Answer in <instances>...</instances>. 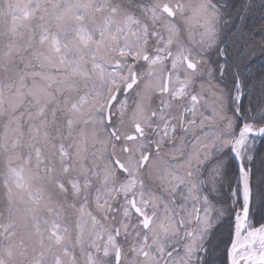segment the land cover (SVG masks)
I'll return each instance as SVG.
<instances>
[{
    "label": "rangeland",
    "instance_id": "374dc122",
    "mask_svg": "<svg viewBox=\"0 0 264 264\" xmlns=\"http://www.w3.org/2000/svg\"><path fill=\"white\" fill-rule=\"evenodd\" d=\"M157 1L160 0L139 5L134 0H0V145L4 143V147L0 146V259L5 260L2 264L110 262L111 256L104 252L91 253L96 223L90 199L95 179L93 167L103 169L108 153L109 133L102 121L107 97L113 88L120 86L119 91H123L128 83L125 93H130L122 98L120 92L115 102L120 104V115H124L121 120H125L126 115L131 116L128 104L137 105L138 96L145 92L144 100L151 92L162 90L166 75L170 91H184L181 79L189 73L183 54L187 53L188 37L195 28L190 25L188 14L170 19L153 5ZM196 1L199 7L195 6L192 23L209 22L210 27L211 20L218 19L220 13L211 0ZM259 4L257 12L261 16L264 5ZM242 22L249 29L242 32V38H236L237 42L233 38L231 41L232 46L239 47L238 55L230 52L231 62L222 63L225 96L211 86V81L204 83L208 87L205 91H210L211 99L220 102L223 109L222 116L229 127L226 139L229 143L233 138L232 149L242 130L252 132L237 157L240 165L233 155L235 171L229 192L233 189L231 199L237 205L231 227L227 228L225 264H231L230 247L239 218L243 222L242 236L255 230L262 232L264 227V167L256 171L258 165L262 166L258 157L264 158V136L254 133L264 131V19L253 30L254 24ZM104 38L108 43H104ZM123 49L135 53L136 62L130 64V71L135 70L136 80L129 73L125 79L121 75L126 70L127 56L120 59L122 63L116 68V50ZM145 54L148 56L144 60ZM235 121H242L241 127L234 128ZM242 174L250 180L252 196L251 214L246 222ZM55 189L66 200V250L48 254L42 238L57 232L53 217L48 221L47 205L48 193L53 194ZM227 214L231 218L229 209ZM126 215L123 212L118 219L121 233L129 223ZM134 226L136 223L129 225L137 233L128 234V240L123 241L121 259H127V264H152L149 255L141 256L147 246H139L142 235ZM55 239L50 241L58 243ZM118 242L108 235L103 247L107 250ZM258 243L246 242V251L253 255V260L243 258L236 264H256L261 254ZM134 245L135 254H127ZM115 259L117 262V254ZM175 263L174 260L172 264Z\"/></svg>",
    "mask_w": 264,
    "mask_h": 264
},
{
    "label": "flooded vegetation",
    "instance_id": "af4514ba",
    "mask_svg": "<svg viewBox=\"0 0 264 264\" xmlns=\"http://www.w3.org/2000/svg\"><path fill=\"white\" fill-rule=\"evenodd\" d=\"M146 2L134 0V4L139 5ZM211 2L220 13L218 19L211 20L213 27L204 21L197 25L192 23L195 6H198L196 0H160L153 4L170 19L182 13L188 14V21L195 28L188 37L187 53L183 54L189 72L181 79L184 91H170L166 75L162 90L151 92L152 95L144 100L145 92L138 96L137 105L128 104L131 116L126 115L125 120H121L123 113L120 115V104L115 102L120 92L122 98L130 93H125L128 83L123 91H119L120 86L113 88L105 102L102 121L109 133L108 153L103 169L98 171V167H93L95 179L91 184L90 199L96 223L95 247L91 248V253L110 255L107 264H111L113 255V264H127V259H121L123 241L128 240V234L137 233L129 227L134 223V228L142 235L143 241L139 246H147L141 256L149 255L152 264H172L174 260L175 264H225L227 228L231 227L237 205L231 199L233 189L229 192L235 171L232 165L233 138L227 143L229 127L222 116L223 109L220 102L211 99L210 91H205L208 88L205 84L211 81V86L218 92L223 91L225 96L227 89L223 84L226 77L221 72H224L222 63H230L232 57L229 53L238 55L239 48L232 46V38L234 41L242 38V32L249 29L242 26V21L254 24L251 30L259 25L264 14L259 16L257 8H260L259 2L264 5V1ZM124 50H116L114 63L118 69L122 58L127 56L126 70L121 75L124 78L129 73L134 77L136 72L134 69L130 71V64L133 66L136 62L135 53ZM147 56L142 55V58L145 60ZM169 56L167 53L166 57ZM111 98L112 104L108 107ZM0 102H3L1 96ZM235 124L234 128H239L242 121H235ZM0 146L4 147V143ZM57 192L55 189L47 196L48 221L53 217L57 224V232L51 231L50 236L42 238L48 254L65 253L66 250L65 229L69 217L66 215L65 197ZM227 209L232 212L231 218L227 216ZM123 212H127L125 218L129 223L126 222L127 228L121 233L118 219ZM57 233L60 234L58 237ZM108 235L116 237L119 242L105 250L103 246ZM50 238L59 241L54 243ZM136 248V245L131 246L126 253L135 254ZM1 261H5L4 257L0 264Z\"/></svg>",
    "mask_w": 264,
    "mask_h": 264
},
{
    "label": "bare ground",
    "instance_id": "6f19581e",
    "mask_svg": "<svg viewBox=\"0 0 264 264\" xmlns=\"http://www.w3.org/2000/svg\"><path fill=\"white\" fill-rule=\"evenodd\" d=\"M249 132L248 130L241 131L239 134V138L235 142V156L236 158L240 154V149L245 143V141L249 138ZM256 134H263L264 131H256L254 132ZM233 153V155H234ZM242 182H243V200H245L248 192V184L250 183V180L247 179L246 174H242ZM242 218H239L236 222V237L235 242H233V246L230 255L231 264H236V262L240 261L243 258H246L247 260L251 261L253 260V255L246 251V242H251L256 240L259 245V249L261 251L260 257L258 256L256 259V264H264V227H262V232H259L258 230L252 231L250 233H247L245 236H242ZM261 233V234H260ZM243 247V248H242ZM251 252V251H250ZM252 253V252H251ZM241 262V261H240Z\"/></svg>",
    "mask_w": 264,
    "mask_h": 264
},
{
    "label": "water",
    "instance_id": "95a60500",
    "mask_svg": "<svg viewBox=\"0 0 264 264\" xmlns=\"http://www.w3.org/2000/svg\"><path fill=\"white\" fill-rule=\"evenodd\" d=\"M129 88V87H127ZM111 104V101L109 102ZM260 136H264V135H260ZM235 159L237 160L238 164L240 165V162L238 161V159L236 158V156H234ZM250 199H251V190H250V183L248 184V195H247V202H246V206H245V212H244V221L246 222L247 219V214H248V210H249V205H250ZM231 250V247H230Z\"/></svg>",
    "mask_w": 264,
    "mask_h": 264
},
{
    "label": "trees",
    "instance_id": "16d2710c",
    "mask_svg": "<svg viewBox=\"0 0 264 264\" xmlns=\"http://www.w3.org/2000/svg\"><path fill=\"white\" fill-rule=\"evenodd\" d=\"M263 92V91H262ZM262 97V96H261ZM257 151H258V154H260V150H256V156H258L257 155ZM258 162H261L260 164L262 165V166H260V165H258V167L256 168V171H260L261 169H263V167H264V158H259L258 157ZM257 182V184L259 185V179L256 181Z\"/></svg>",
    "mask_w": 264,
    "mask_h": 264
}]
</instances>
